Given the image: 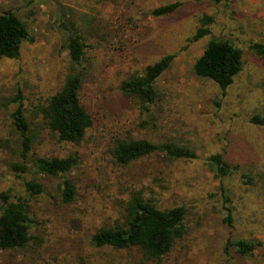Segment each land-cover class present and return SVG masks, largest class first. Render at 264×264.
Wrapping results in <instances>:
<instances>
[{
    "label": "rangeland",
    "instance_id": "obj_1",
    "mask_svg": "<svg viewBox=\"0 0 264 264\" xmlns=\"http://www.w3.org/2000/svg\"><path fill=\"white\" fill-rule=\"evenodd\" d=\"M174 1L182 6L172 15L150 14ZM7 10L25 22L33 41L23 43L19 58L0 59V191L22 190L3 143L13 137L14 96L20 90L25 106L33 108L61 88L73 68L65 28L72 23L71 31L84 35L88 45L80 66L81 98L94 124L79 144L45 138L47 155L80 157L69 174L75 200L62 203L60 181L45 180L46 191L33 205L32 246L0 250V264H264V127L249 123L252 114H264V55L251 49L264 45V0H0V11ZM204 14L214 16L210 34L189 40ZM211 38L228 39L244 52L243 69L226 90L193 69ZM167 54L175 59L157 79L156 101L147 111L120 84ZM125 136L176 141L199 157L168 161L156 155L122 166L111 147ZM216 153L240 164V172L217 179L206 164ZM243 172L253 176L252 183L243 182ZM133 188L161 208H186V232L162 259L146 260L136 248L91 244L97 228L120 217ZM229 213L232 224L225 221ZM236 238L261 245L242 258L234 246L225 249Z\"/></svg>",
    "mask_w": 264,
    "mask_h": 264
},
{
    "label": "trees",
    "instance_id": "obj_2",
    "mask_svg": "<svg viewBox=\"0 0 264 264\" xmlns=\"http://www.w3.org/2000/svg\"><path fill=\"white\" fill-rule=\"evenodd\" d=\"M181 6L180 1L166 3L152 9L150 14L155 17L172 15ZM213 22V15L201 16L199 26L189 40L206 37ZM65 28L70 30L67 49L73 68L64 84L48 99L34 104L33 108L25 106L20 90L13 99L17 106L11 115L12 142L4 139L3 143L11 150L14 160L9 162V169L19 180L22 190L14 194L10 190L0 191V250H20L32 246L35 238L32 233L33 205L46 191L45 180L60 181L57 196L62 203L71 204L76 197V185L69 174L78 166L79 155L70 153L58 156L42 152L48 135L59 141L79 144L94 124V118L81 98L85 73L80 66L86 61V37L80 32L71 31V26L65 25ZM26 41H33V37L25 22L11 10L0 11V59L19 58ZM251 49L264 55V45L261 43L252 44ZM243 54V49L230 40L211 38L196 59L193 69L197 76L209 78L226 90L243 69ZM174 59L175 54L164 55L148 65L141 74L136 73L122 81L120 89L149 111L157 97L155 83L171 67ZM249 123L264 127V114H252ZM111 153L115 162L122 166H131L140 159L156 155L168 161L199 157L193 148L176 141L153 142L132 136L115 139ZM206 164L217 179L232 176L241 170L240 164L226 160L222 153L210 156ZM242 177L246 184L253 182L249 172H243ZM222 191L226 202H231L229 191L223 185ZM122 206L120 217L97 228L92 234L91 244L94 247L136 248L146 260H158L168 255L176 240L186 232L184 206L161 208L153 197L134 188L129 190ZM225 221L233 223L231 213ZM260 245L261 242L256 239L236 238L229 239L225 249L229 252V248L234 246L240 257L249 258ZM75 264L85 262L79 260Z\"/></svg>",
    "mask_w": 264,
    "mask_h": 264
}]
</instances>
